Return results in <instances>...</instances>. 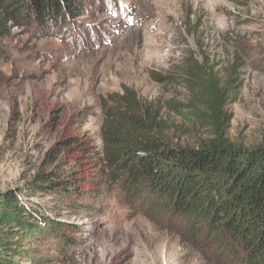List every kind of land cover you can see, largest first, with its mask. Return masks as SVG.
Wrapping results in <instances>:
<instances>
[{
    "label": "rangeland",
    "instance_id": "1",
    "mask_svg": "<svg viewBox=\"0 0 264 264\" xmlns=\"http://www.w3.org/2000/svg\"><path fill=\"white\" fill-rule=\"evenodd\" d=\"M96 1L70 28L11 27L2 40L0 191L15 190L67 227L69 245L40 240L42 264H229L227 253L202 235L186 240L141 210L131 212L116 187L76 209L31 183L69 117L85 114L71 125L100 145L99 99L123 86L159 104L164 135L174 143L192 145L205 136L190 110L166 105L191 99L176 76L190 52L215 71L238 67L226 133L245 145H264V0Z\"/></svg>",
    "mask_w": 264,
    "mask_h": 264
},
{
    "label": "trees",
    "instance_id": "2",
    "mask_svg": "<svg viewBox=\"0 0 264 264\" xmlns=\"http://www.w3.org/2000/svg\"><path fill=\"white\" fill-rule=\"evenodd\" d=\"M96 2L0 0V58L6 57L1 43L11 27L70 28ZM177 71L191 99L166 105L175 112L190 110L205 136L192 145L174 143L164 135L168 125L159 104L123 86L99 99L100 145L71 125L85 114L69 117L31 184L76 209L116 187L129 199L131 212L141 210L159 228L192 241L202 235L227 253L229 264H264V145H245L226 133L231 118L226 105L236 90L238 67L215 71L190 52ZM66 228L15 190L0 191V264H42L40 240L65 239L69 245Z\"/></svg>",
    "mask_w": 264,
    "mask_h": 264
}]
</instances>
